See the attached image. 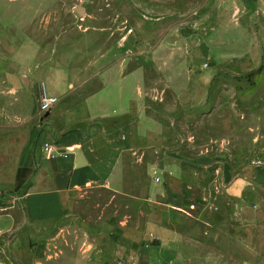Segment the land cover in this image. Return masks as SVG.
I'll list each match as a JSON object with an SVG mask.
<instances>
[{
    "label": "rangeland",
    "instance_id": "1",
    "mask_svg": "<svg viewBox=\"0 0 264 264\" xmlns=\"http://www.w3.org/2000/svg\"><path fill=\"white\" fill-rule=\"evenodd\" d=\"M0 17V76L7 67L32 88L19 103L1 96L0 171L47 129L44 93L60 103L105 82V95L131 98L145 81L150 106L171 114L142 131L161 150L136 139L142 159L125 157V195L92 188L22 230V204L1 208L0 264H264V80L251 77L264 68V0H0Z\"/></svg>",
    "mask_w": 264,
    "mask_h": 264
},
{
    "label": "crops",
    "instance_id": "2",
    "mask_svg": "<svg viewBox=\"0 0 264 264\" xmlns=\"http://www.w3.org/2000/svg\"><path fill=\"white\" fill-rule=\"evenodd\" d=\"M3 28L0 17V51L7 45L9 53V42L1 38ZM103 59L110 60V56L104 55ZM17 61L19 65L20 59ZM126 61L127 59H124V63L120 61L118 64L120 67H126ZM166 64L169 67V64ZM115 66L117 65L106 67L103 73L109 72ZM89 84L90 82L81 84L82 95H75L80 90L66 93L61 102L63 99L70 100L74 97L75 105L67 104L68 106L66 105L67 107L59 113L58 106L61 102L58 103L56 110L53 109L45 117L48 122L47 129L42 132L34 130L22 146L14 169L6 168L0 171V195H7L8 192V195H15L14 198L0 197V209L22 204L25 209L23 211L25 220L20 230L25 229L30 221L36 223L62 217L72 202L92 188H105L118 195H125L127 189L125 157L131 154L136 161H140L141 149L161 150L157 144L153 145L154 142L146 145V140H151L148 139L151 135L147 136V133L144 134L142 131H145V126L151 122L161 123L162 118L170 119L171 114L159 113L151 107L147 100V90L143 87L145 81L136 82L131 98L126 97L123 91L114 98L105 95V82H100L95 89H90ZM26 85L30 83L24 78L10 79L6 67L0 76V99L6 95L13 97L16 103L21 102L22 98L18 99L21 93L32 89L28 86L26 89ZM40 90L38 88V91ZM112 101L114 105L116 102L119 103V108L115 105V108L108 109ZM80 105L85 111L73 114V108ZM112 109L114 115L110 114ZM191 114L192 112L187 115L182 113L181 117L178 115V119H172L175 122L174 126L190 124ZM179 129V135L176 134L174 142L186 137L187 131L181 127ZM136 139H140L142 143L145 141L146 146L143 145V148L139 149ZM169 140L171 142L170 137ZM46 143L53 145L57 156L53 160L49 159L44 151ZM260 174L261 180L264 181V169ZM5 175L8 176L6 179ZM240 181L242 188L248 185L241 179L229 188V192L236 193L237 183ZM25 241V237L16 235L12 244L17 247Z\"/></svg>",
    "mask_w": 264,
    "mask_h": 264
},
{
    "label": "built area",
    "instance_id": "3",
    "mask_svg": "<svg viewBox=\"0 0 264 264\" xmlns=\"http://www.w3.org/2000/svg\"><path fill=\"white\" fill-rule=\"evenodd\" d=\"M59 99L44 93L40 100L39 112L42 115L49 114L58 105ZM44 151L49 159H55L57 156L54 153L53 145L46 143L44 145Z\"/></svg>",
    "mask_w": 264,
    "mask_h": 264
},
{
    "label": "trees",
    "instance_id": "4",
    "mask_svg": "<svg viewBox=\"0 0 264 264\" xmlns=\"http://www.w3.org/2000/svg\"><path fill=\"white\" fill-rule=\"evenodd\" d=\"M251 77L254 78L253 84L254 85H260L262 83V80H264V68H261L259 71L256 73L252 74ZM252 81V80H249ZM7 196L6 194L0 195V197Z\"/></svg>",
    "mask_w": 264,
    "mask_h": 264
},
{
    "label": "water",
    "instance_id": "5",
    "mask_svg": "<svg viewBox=\"0 0 264 264\" xmlns=\"http://www.w3.org/2000/svg\"><path fill=\"white\" fill-rule=\"evenodd\" d=\"M76 12L80 15V16H84L86 14V9L83 7V5L78 6V8L76 9Z\"/></svg>",
    "mask_w": 264,
    "mask_h": 264
}]
</instances>
